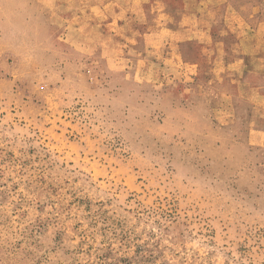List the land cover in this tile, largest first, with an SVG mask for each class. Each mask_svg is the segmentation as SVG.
<instances>
[{"label": "rangeland", "instance_id": "374dc122", "mask_svg": "<svg viewBox=\"0 0 264 264\" xmlns=\"http://www.w3.org/2000/svg\"><path fill=\"white\" fill-rule=\"evenodd\" d=\"M113 1L0 0V264H264V53Z\"/></svg>", "mask_w": 264, "mask_h": 264}, {"label": "crops", "instance_id": "0c3cea01", "mask_svg": "<svg viewBox=\"0 0 264 264\" xmlns=\"http://www.w3.org/2000/svg\"><path fill=\"white\" fill-rule=\"evenodd\" d=\"M145 1L146 0H143L144 4H145ZM166 3H167L166 0H161L160 5H159L161 8L157 10V14H156L157 16L155 20L159 21V24H160L159 26H161V28L155 31H149L144 35V38L146 40L149 39V41L155 42V45L149 44V46L148 45L146 46L147 51L150 48L160 50V47L164 41L163 37L165 36L166 33L172 37L180 36L179 30H175L174 28L165 29L163 27L164 24L160 23L162 22V20H164V19H161L162 17L164 18V16L166 17L167 20L174 21L176 19L174 17V14H170L169 12L166 11V9L169 8V2L167 4ZM130 4H132L133 6L135 5L133 2H129L127 3L126 6H129ZM182 4H183L182 10L180 14H181V20L183 21L192 20V19L195 21L207 19L208 17L207 11L209 9L213 10L215 9V7H219L221 9V7L224 6L223 7L224 9H221L222 11L221 19H225L227 23L228 22H231V23L227 26L226 29H221L222 37L231 36L232 34L239 31V29H249V32L247 33H245L244 30L242 31L243 34L242 35L240 34L238 36L239 41L236 42L235 45L228 46L222 43L220 44V46H217V49H218L217 51L221 52L222 54L228 55L230 52L242 53L241 51H236V50L242 49L239 46H240V43L243 40H245V38L241 39V37H244L245 34H249V36H251L252 38V41L248 42L247 45L249 48H245L244 52L264 53V0H182ZM109 6L110 4L97 3L96 5L93 6V8H94V11L99 8L97 11L99 17H100L101 12L103 13V15L105 13L107 16L105 17L106 18L105 20H107L110 24V21L114 20V15L111 16ZM128 11H131V7L127 9V15H128ZM205 12L206 14H203ZM118 19L121 20V18L119 17ZM185 31L186 29L183 30V32ZM188 31H191V30L189 29ZM206 33L208 34L209 39L213 38L211 29L205 30L204 34ZM256 36H260V40L259 39L258 40L261 41V44H258V45L254 44L253 39L257 40ZM241 45H245V44H241ZM233 60L234 61H231V62L223 61V64L227 65L228 67L237 66V65H239V67H242L243 65L247 66L246 56L239 55L238 57H235V59ZM192 67H194V65Z\"/></svg>", "mask_w": 264, "mask_h": 264}]
</instances>
